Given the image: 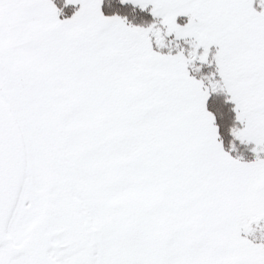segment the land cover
I'll return each instance as SVG.
<instances>
[{
    "label": "snow or ice",
    "instance_id": "snow-or-ice-1",
    "mask_svg": "<svg viewBox=\"0 0 264 264\" xmlns=\"http://www.w3.org/2000/svg\"><path fill=\"white\" fill-rule=\"evenodd\" d=\"M0 264H264V0H0Z\"/></svg>",
    "mask_w": 264,
    "mask_h": 264
}]
</instances>
